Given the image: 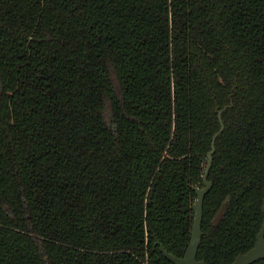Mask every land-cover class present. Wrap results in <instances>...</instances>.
Segmentation results:
<instances>
[{
	"label": "trees",
	"instance_id": "1",
	"mask_svg": "<svg viewBox=\"0 0 264 264\" xmlns=\"http://www.w3.org/2000/svg\"><path fill=\"white\" fill-rule=\"evenodd\" d=\"M216 135L197 260L233 264L264 224V0H0V264H173Z\"/></svg>",
	"mask_w": 264,
	"mask_h": 264
},
{
	"label": "water",
	"instance_id": "2",
	"mask_svg": "<svg viewBox=\"0 0 264 264\" xmlns=\"http://www.w3.org/2000/svg\"><path fill=\"white\" fill-rule=\"evenodd\" d=\"M217 136L218 135L215 136L212 143V150L208 154L207 166L205 169V174L203 176L204 188H198L196 190L197 200L193 205L194 222H193L192 234L184 257L177 258L174 255L168 253L163 247H161V251L163 255L173 264H207L205 261H198L197 254L203 236L202 222H203L204 200L206 195L210 192L213 186L212 182L208 180V177L213 163V155L215 153V140ZM263 211H264V207H263ZM263 259H264V224L260 233L257 235V241L255 246L247 253L238 255V257L235 259L233 264H255L256 262Z\"/></svg>",
	"mask_w": 264,
	"mask_h": 264
}]
</instances>
